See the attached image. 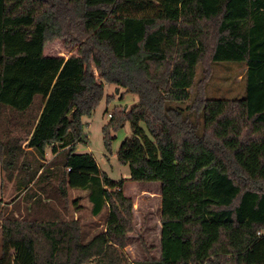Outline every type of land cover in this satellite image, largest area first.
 Returning a JSON list of instances; mask_svg holds the SVG:
<instances>
[{"label": "trees", "instance_id": "obj_1", "mask_svg": "<svg viewBox=\"0 0 264 264\" xmlns=\"http://www.w3.org/2000/svg\"><path fill=\"white\" fill-rule=\"evenodd\" d=\"M63 36L77 52L48 54ZM220 62L244 96H210ZM106 83L139 97L104 143L129 120V180L162 183L158 256L142 238L131 259L127 179L78 150ZM0 163L32 204L19 219L0 198V264H264V0H0ZM74 190L107 212L88 240Z\"/></svg>", "mask_w": 264, "mask_h": 264}, {"label": "rangeland", "instance_id": "obj_2", "mask_svg": "<svg viewBox=\"0 0 264 264\" xmlns=\"http://www.w3.org/2000/svg\"><path fill=\"white\" fill-rule=\"evenodd\" d=\"M63 36L49 40L46 46L48 54H58L69 56L76 53L78 46L73 45L71 40ZM245 68L238 63L220 62L216 64L214 86L210 88V96L214 97H240L245 95L244 82L240 81ZM238 73H240L238 75ZM236 87H238L236 90ZM216 88H222L218 91ZM139 97L136 93L129 92L123 87H117L114 84L106 83L104 96L91 116H84V130L88 135V143L80 144L78 150L91 152L97 160L100 168L107 172L113 180L127 179L125 184V194L130 196L134 202V230L129 233V242L125 250L132 260H139L145 257L144 248L141 239L143 238L154 247V254L159 255L160 235H161V188L160 181H134L130 178V166L123 164L118 158V150L122 142L132 135L131 124L129 120L117 129H112V146L107 150L104 143V126L111 120V116L117 111L123 113L129 112L137 104ZM145 127V124L142 123ZM109 137H112L109 135ZM53 155L49 152L47 161L52 159ZM35 187V186H34ZM17 189L15 181L5 179L0 163V198L3 199L2 207L6 213H13L17 218L24 219L31 217L29 210L32 207L31 202L25 198L22 193L17 199ZM83 195L80 198L81 207L74 215L80 218L83 226L85 238L88 240L95 234L104 230L107 212L95 216L91 212L90 204L84 191H73L74 196ZM73 196V197H74ZM16 202H12L14 199ZM47 197H44L46 200ZM4 215L0 216V248L2 238V224Z\"/></svg>", "mask_w": 264, "mask_h": 264}]
</instances>
